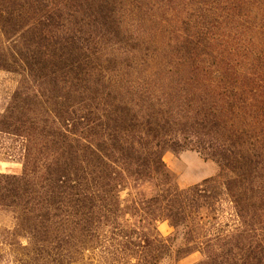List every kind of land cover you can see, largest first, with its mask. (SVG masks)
Here are the masks:
<instances>
[{"label":"trees","instance_id":"obj_1","mask_svg":"<svg viewBox=\"0 0 264 264\" xmlns=\"http://www.w3.org/2000/svg\"><path fill=\"white\" fill-rule=\"evenodd\" d=\"M26 3L0 0L1 35L17 32L8 21L27 15ZM149 6L158 54L153 73L132 80V140L107 154L90 141L84 106L65 118L30 107L0 113V153L22 165L19 175L0 173V210L13 219L0 230V264L6 247L27 251L18 264H159L177 242L176 257L198 255L193 264H264V0ZM38 115L51 121L50 140ZM174 148L213 159L220 174L179 188L162 160ZM125 188L131 213L120 210Z\"/></svg>","mask_w":264,"mask_h":264},{"label":"rangeland","instance_id":"obj_2","mask_svg":"<svg viewBox=\"0 0 264 264\" xmlns=\"http://www.w3.org/2000/svg\"><path fill=\"white\" fill-rule=\"evenodd\" d=\"M25 1L30 7L28 14L11 16L8 21H17V32L0 33V113L7 108L30 107L39 114L49 109L58 111L65 118L71 108L84 106L88 108L90 141L97 139L107 154L111 153L108 145L120 138L132 140L136 115L132 80L153 73L158 54L147 33L160 28L149 22L152 0H8V5L17 8ZM46 29L48 39L30 46V39ZM138 32L147 35L140 39ZM20 52L28 54L27 60L16 55ZM38 118L40 131L50 140L51 121L42 115ZM162 160L172 182L181 189L220 174L213 159L191 148L167 149ZM21 172V163L0 153V173ZM119 198L120 210L131 213L132 189L125 188ZM12 227V215L0 210V230ZM157 229L163 237L173 233L167 222L158 223ZM177 246L178 242L159 264H193L199 260L198 255L179 260ZM8 248H4L11 255L4 256L6 264H18L13 263L14 257L29 262L27 251L12 253Z\"/></svg>","mask_w":264,"mask_h":264}]
</instances>
